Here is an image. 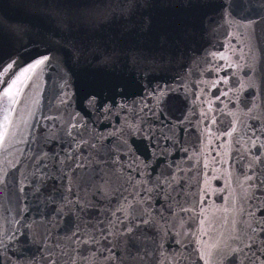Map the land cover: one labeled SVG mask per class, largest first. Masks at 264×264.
I'll list each match as a JSON object with an SVG mask.
<instances>
[{
	"label": "water",
	"instance_id": "95a60500",
	"mask_svg": "<svg viewBox=\"0 0 264 264\" xmlns=\"http://www.w3.org/2000/svg\"><path fill=\"white\" fill-rule=\"evenodd\" d=\"M223 4L224 0H0V79L4 81L0 92L10 77L16 78L12 72L19 76L36 59L50 55L42 70L21 77L16 86L20 93L12 89L20 103L8 115L21 128L24 120L32 128L25 129L28 144L0 150V170L15 173L16 183L24 186V193L16 192L22 199L13 202L17 211L0 217V233L15 231L18 236L8 241L5 235L8 248L0 250L3 264H21L16 255L36 252L45 228L55 235L67 227V218L54 211L61 206L58 193L65 191L67 181L54 167L43 181L33 172L41 148L51 156L65 147L55 141L44 144L42 137L54 122L64 124L70 118L86 125L89 137L99 138L122 164H135L153 179L175 172L191 186L196 206L187 213L188 220L158 239L165 256L174 251L172 264H205L201 256L228 240L234 219L264 218V185L249 188L264 181V160L255 159L264 156L260 147L264 100L255 112L249 111L250 103L245 104L253 92L246 85L249 66L257 58L264 60V9L257 6L226 22ZM248 19L257 22L245 27ZM69 27L81 47H90L88 55L70 58L63 42L52 35L56 30L66 33ZM96 50H106L107 58L93 61L91 52ZM130 52L140 55L129 59ZM13 61V69L4 75L3 68ZM224 77L227 83L221 81ZM257 82L264 85V80ZM118 84L124 85L123 94H118ZM90 95L110 104L111 110L99 103L86 105ZM4 114L0 108V122ZM254 129L260 137L255 147ZM81 160L90 163L83 156ZM253 171L255 180L247 179ZM108 194L115 206L116 196ZM158 223L163 226V221ZM260 235L264 237V232ZM95 264L120 262L105 261L97 254ZM223 264H231V259L225 257Z\"/></svg>",
	"mask_w": 264,
	"mask_h": 264
},
{
	"label": "snow or ice",
	"instance_id": "6c2138e0",
	"mask_svg": "<svg viewBox=\"0 0 264 264\" xmlns=\"http://www.w3.org/2000/svg\"><path fill=\"white\" fill-rule=\"evenodd\" d=\"M257 6L264 9V0H224V19L229 22L234 18V14L235 18H239L241 13L247 15ZM256 22L254 19H248L244 26L251 28ZM52 35L63 42L61 47L65 48L70 58L83 57L90 52L88 45L81 47L78 38L72 34L71 27L66 33L56 30L52 32ZM91 55L95 61L107 58L108 52L96 50L91 52ZM136 55L140 53L130 52L128 58L131 59ZM212 55L217 54L212 53ZM49 59L48 54L42 59H36L33 64L25 67L19 76L12 72L16 78L11 79L10 77L11 82L0 92V108H3L5 113L0 122V150L8 151L16 144L29 143L25 138V129H31L32 125L24 120L23 128H21L8 115L9 112L15 110V105L20 103L12 89L16 88L21 77L26 73L35 72L37 68L42 70ZM219 59H224L223 53L219 54ZM14 64L15 61L3 68V74L7 75L13 69ZM221 67L223 66L216 68L217 73ZM249 69L251 75L246 85L253 89V92L250 93V101L246 100L245 104L250 103L249 111L255 112L264 100V91H262L264 85L257 82L264 80V60L257 58ZM28 79L31 80L32 77ZM221 81L227 83V78H221ZM3 84L4 81L0 79V85ZM123 88L124 85H117L118 94H123ZM21 91L16 88L17 93ZM221 95H226V93H221ZM62 102L66 101L62 100ZM84 103L92 106L99 103L101 108L111 110L110 104L101 102L100 98L95 95L86 97ZM29 115H34V113L29 111ZM255 118L253 116V119ZM45 119L57 120L56 117H45ZM10 125H15L14 131L10 130ZM81 127H84L85 131H81ZM233 131H235L234 128ZM253 135L255 139H252V144L255 147L260 137L255 135V129ZM42 139L44 144L55 141L57 144L65 145L61 151L51 156L43 152L41 148L40 152L36 153L33 177H39L40 181H43L44 177L51 176L48 169L54 167L59 171L60 179L67 181L65 191L58 193L61 206L54 210L61 219L67 218V227H64L62 231H57L55 235L45 228L36 252L30 256L21 252L15 256L17 261L21 264H95L97 254H100L105 261L119 259L120 264H166V262L172 264V259H175L174 251L165 256V251H161L163 245L158 244V239L168 235L172 228L182 227L183 222L188 220L187 213L196 206L192 199L195 194L189 192L191 186L186 181L181 182L182 177L177 178L176 173L172 172L169 175L158 174L153 179L151 175L146 177L135 164H122L118 155L113 156L111 148L100 144L99 138H90L87 126L80 125L78 121L74 122V118H70L64 124L54 122ZM260 147L264 148V142H261ZM81 148L84 152L80 151ZM29 150L31 151V147ZM17 151L23 154V149L18 148ZM82 156L90 163L84 164L81 160ZM255 159L260 162L264 160V156L258 155ZM77 169L81 171L77 172ZM21 175L27 179L25 173ZM137 176L139 179L136 178ZM255 178V171L247 177L251 180ZM261 185H264V181H261L260 185L252 184L249 188L255 189ZM17 191L24 193V186L16 183V174L0 170V217H3L4 213L17 211L13 202L22 199L16 195ZM109 191L111 195L116 196L115 206L112 204ZM253 198L259 199L258 197ZM55 200L54 196L50 202L55 203ZM100 201H103V204ZM157 201H162V203L157 205ZM199 203L203 204V201ZM19 211L23 212L24 209H19ZM153 211L157 213L156 216H153ZM181 213L185 215L181 216ZM249 215L254 216V213H249ZM158 221H163V226ZM204 223V220L200 221L201 225ZM261 232H264V218L260 220L242 218L239 221L234 219L232 235L228 240L217 243L212 252L202 255L201 258L205 260V264H223L225 257L231 259V264H264V237L260 235ZM5 235L7 234L0 233V250L8 248ZM184 235H189V232L185 231ZM191 235L196 236L197 232H191ZM7 239L15 241L18 236L13 231L11 235H7ZM102 241L106 243L102 244ZM175 243L179 244L181 241L175 240ZM117 252L120 253L119 256ZM105 253L108 255H104ZM0 264H3L2 260Z\"/></svg>",
	"mask_w": 264,
	"mask_h": 264
}]
</instances>
